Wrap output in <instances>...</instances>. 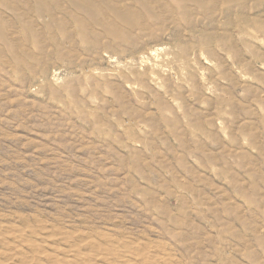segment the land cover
Masks as SVG:
<instances>
[{"label": "rangeland", "instance_id": "374dc122", "mask_svg": "<svg viewBox=\"0 0 264 264\" xmlns=\"http://www.w3.org/2000/svg\"><path fill=\"white\" fill-rule=\"evenodd\" d=\"M147 1L0 0V264H264V0Z\"/></svg>", "mask_w": 264, "mask_h": 264}, {"label": "bare ground", "instance_id": "6f19581e", "mask_svg": "<svg viewBox=\"0 0 264 264\" xmlns=\"http://www.w3.org/2000/svg\"><path fill=\"white\" fill-rule=\"evenodd\" d=\"M73 1L75 2L76 0H73ZM85 1H86L84 3L85 5H81L79 7L77 6L78 7L77 10H75V12L73 14H71V16L69 15V18H71V20L78 25V27H79L78 30L81 31V34H83L88 39H90L89 36H92V38H94L93 40L100 37L101 33H103L104 31H109V28L110 29L111 28L120 29V27H121L120 25H126L127 23H129L128 21H130V23H131L132 19L131 18L129 19L128 15H132V16L140 19L141 13L145 12V11L147 13V11L149 10V7H150V4L147 0H135V3H133L132 7H131V5H117L116 4L117 2H115L113 0H99V1L85 0ZM223 1L228 3L230 0H223ZM208 3L211 6V8H214L216 6L215 0H206V2L204 4L202 2L201 3L199 2V7L201 6L202 8H204V6L206 7L208 5ZM103 4H105V7H107L106 9L108 11H105L101 7V6H103ZM79 5H80V3H79ZM80 9H82L81 12L85 13L84 18L77 14V13H79L78 11ZM68 12H69V10H68ZM71 12H73V11H71ZM139 19H138V21L141 22ZM133 20H135V19H133ZM62 22H65V21L62 20L61 23ZM133 24L135 26V23H133ZM127 26H128V24H127ZM129 26H130V24H129ZM46 28L48 29V27H46ZM98 29L100 30V32L96 31ZM128 30H129V28H128ZM69 36L70 35L68 34V36H66V37L69 38ZM64 39H66V38H64ZM50 40H51V38H50ZM55 41H56V38H55ZM55 45L57 47L58 43L56 42ZM72 45H73V43H72ZM56 49H55V52H56Z\"/></svg>", "mask_w": 264, "mask_h": 264}]
</instances>
